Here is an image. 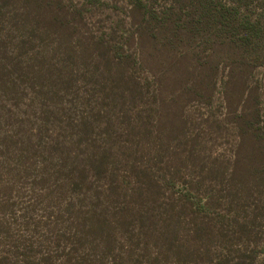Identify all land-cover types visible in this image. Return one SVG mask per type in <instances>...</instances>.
I'll use <instances>...</instances> for the list:
<instances>
[{
    "label": "rangeland",
    "instance_id": "1",
    "mask_svg": "<svg viewBox=\"0 0 264 264\" xmlns=\"http://www.w3.org/2000/svg\"><path fill=\"white\" fill-rule=\"evenodd\" d=\"M63 1L67 9L76 8L79 13L64 16L55 5L54 13L59 18L52 20L51 5L47 4L49 9L43 10L44 19L52 21L45 32L42 19L32 24L33 19L14 16L21 10L20 0H0V70L6 74L4 80L17 81L15 90L8 93L0 90V151H5L12 160L1 157L0 164L6 166L9 162L12 168L16 167L7 188L2 189L11 197L0 207V220L4 223L3 227L0 225V250L11 249L10 244H14L22 250L29 246L37 252L40 247L55 252L53 244L46 239V230L25 226L26 216L33 218L32 222L39 220L40 209L34 208L29 215L26 212L29 202L36 204L31 197L30 181L35 178L37 156H43V147L49 139L56 138L54 132L58 128L71 131L62 126L67 121L59 108L70 111L73 118L77 114L86 117L91 134L88 136L93 139L99 138L98 133L106 125H120L113 117L119 104L102 99L103 92L111 99L106 89L114 80L113 73L107 72V65L117 62L128 67L135 65L134 57H138L141 48L137 45V34L142 24H147L149 32L143 36L146 67L172 87L153 97L166 100L162 129H178L176 137L166 142L165 151L159 153L157 133L151 128L153 134L147 140L149 157L163 174L172 170L173 164L177 165L179 173L173 190L178 192L185 188L184 182L199 179L209 166L217 165L229 174L240 151V176L253 184L250 185L253 193L247 192L242 209L250 222L249 231L242 241L225 237L221 243L225 250L215 247V254H220L223 264L263 263L264 0H207L214 12L237 7V21L249 19L256 24V33L248 38L243 30L218 31L213 19L215 13L211 21L201 20L192 0H139L142 2L134 8L136 11L132 8L135 0ZM100 39L104 47L99 46ZM15 66L22 68L20 73L14 70ZM137 67L133 69L137 76L146 78L145 68ZM71 73V80L62 78ZM68 82L72 85H66ZM66 87L77 92L72 106L69 98L72 93L67 95ZM149 87L152 95L157 90L152 79ZM174 98L179 99L172 101ZM155 110L158 112L156 107ZM155 120L152 118L151 124ZM10 141L12 144L8 146ZM17 147L25 148L29 155L23 158L16 151L9 154ZM21 159L25 163L33 162L34 171L19 172L13 162ZM162 159L164 163H158ZM217 175L207 174L213 179ZM197 189L198 194L193 195L198 197L205 189L214 190L211 182ZM218 212L210 211L207 216L216 227L221 223L216 221ZM6 230L9 237L4 233ZM30 243L35 244L30 246ZM30 255L39 256L34 252ZM56 260L52 258L51 262ZM16 261L11 255L6 259L8 264ZM118 264L140 263L119 261ZM212 264H218L217 259Z\"/></svg>",
    "mask_w": 264,
    "mask_h": 264
},
{
    "label": "trees",
    "instance_id": "2",
    "mask_svg": "<svg viewBox=\"0 0 264 264\" xmlns=\"http://www.w3.org/2000/svg\"><path fill=\"white\" fill-rule=\"evenodd\" d=\"M20 1L21 10L14 16L21 15L25 20L33 19L32 24L42 19L46 24L45 32L49 30L50 22L59 18L54 13L55 5L61 8L64 16L79 13L76 8L67 9L63 0ZM192 1L201 20L208 18L211 21L212 13H215L213 19L219 27L218 31L231 30L234 33L236 30H243L247 38L256 33L257 25L251 20L237 21V7L214 12L207 0ZM141 2L135 0L132 3L133 10ZM47 4L51 5L49 17L52 20L44 19L46 14L43 10L49 9ZM155 17L158 18L157 15ZM147 28L149 25L142 24L137 34V45L141 48H138V57H134L135 65L128 67L122 62L107 65V72L113 73L114 80L106 89L111 99L105 92L102 99L119 104L118 113L113 114V117L120 125L111 124L112 128L105 124V129L98 133L99 138L93 139L89 137L90 125L87 124L86 117L77 114V118H73L70 111L64 112L59 108L67 121L62 126L71 131L58 128L54 132L56 138L49 139L43 147V156L36 155L39 162L34 164L36 174L30 181L31 197L36 204L29 202L26 212L29 215L34 208H38L40 214L36 222L26 216L25 226L46 230V239L49 244H53L55 252L46 250L45 247H40L37 252L29 246L22 250L10 244L11 249L0 250V264H8L6 259L9 255L18 260L15 264H118L119 261L140 264H212L216 259L218 264H223L220 254H215V247L225 250L226 246H221L225 237L237 238L238 241L245 239L250 222L242 212L243 202L245 203L247 192L253 190L250 188L253 184L240 176V151L235 156L229 174H225L217 165L209 166L203 170L199 179L184 182L185 188L178 192L173 190L179 173L177 165L173 164L172 170L163 174L149 157L147 140L153 134L150 132L151 128L157 133L159 153L165 151L166 142L176 137L178 129H162L166 100L160 96L153 97L155 93L172 87L146 67L148 60L143 48V36L149 32ZM164 30L166 31L165 28ZM99 46H105L101 39ZM136 67L145 68L148 76H137L133 70ZM21 69L15 66L14 70L20 73ZM48 71L51 72L52 69L48 68ZM5 76L1 69L0 90L8 93L16 89L17 81L4 80ZM71 77L72 73L62 76L66 80H71ZM150 79L157 85V90L152 95ZM68 84L70 82L66 83ZM65 92L67 95L72 93V97H69L72 106L77 92L72 87H66ZM178 99L174 98L172 101ZM152 118L156 119L154 125L153 122L151 124ZM11 144L10 141L7 145ZM15 151L23 158L27 157L28 150L25 148L17 147L9 154ZM1 157L11 160L5 151H0ZM158 163L163 164V159ZM5 164L6 166L0 164V207L8 203L11 197L2 189L7 188L14 175L12 171L16 169L9 162ZM13 164L23 174L29 170L34 171L33 162L25 163L21 159ZM155 170L161 174H156ZM215 172L219 175L214 179L208 178L207 174ZM207 182H211L214 190L205 189L199 193V197L194 196L199 191L197 188ZM38 187L40 188L37 190ZM214 210L220 211L216 220L221 222L219 227L208 219V214ZM224 211L227 213L224 214ZM0 225L4 226L2 220ZM7 232L8 230L4 231L8 236ZM30 244L33 246L35 243ZM31 252L38 253L39 256L30 255ZM55 257L58 261L51 262ZM31 259H38V262L30 261Z\"/></svg>",
    "mask_w": 264,
    "mask_h": 264
}]
</instances>
